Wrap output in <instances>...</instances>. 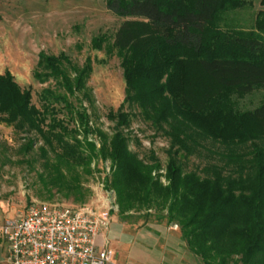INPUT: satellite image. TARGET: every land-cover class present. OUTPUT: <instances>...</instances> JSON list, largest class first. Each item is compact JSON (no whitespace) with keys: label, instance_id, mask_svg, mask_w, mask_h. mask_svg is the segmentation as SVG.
<instances>
[{"label":"trees","instance_id":"obj_1","mask_svg":"<svg viewBox=\"0 0 264 264\" xmlns=\"http://www.w3.org/2000/svg\"><path fill=\"white\" fill-rule=\"evenodd\" d=\"M259 3L263 9L243 30L223 17L244 0H106L124 18L109 43L103 36L91 40L94 49H114L122 70L124 96L108 112L110 134L89 125L85 109L68 99L85 95L89 60L76 67L62 53L37 54L34 77L54 81L56 89L43 90L41 109L8 70L0 73V121L27 136L25 150L38 138L48 147L52 156L39 175L59 191L83 200L80 178L91 175V160L108 161L104 187L114 193L120 216L153 209L154 220L178 226L202 264H264V100L240 111L232 98L264 88V0ZM56 103L65 120L54 116ZM133 109L168 140L163 172L152 151L143 159L128 148L123 129ZM92 134L97 144L87 138ZM206 141L219 146L220 164L185 171L181 158L205 149Z\"/></svg>","mask_w":264,"mask_h":264},{"label":"rangeland","instance_id":"obj_2","mask_svg":"<svg viewBox=\"0 0 264 264\" xmlns=\"http://www.w3.org/2000/svg\"><path fill=\"white\" fill-rule=\"evenodd\" d=\"M242 8L228 11L224 15V23L233 28L250 29L255 14L263 9L259 0H244ZM124 18L115 15L106 5V0H0V73L8 70L20 88L29 89L31 103L41 109L40 99L43 90H55L52 80L39 82L34 77L37 54L58 55L62 53L70 65L81 67L85 60L90 62V73L85 80V95L75 92L68 99L73 107H83L89 117V125L110 134L114 121L108 118V112H116L124 96V80L119 65V58L114 49L108 46L94 49L93 38H105L109 43L113 33ZM104 43V44H105ZM63 65L70 74L69 65ZM235 108L249 110L264 100V88L241 96L232 97ZM58 111L56 118H66V110L62 104L54 105ZM126 108V106H124ZM129 115V124L123 129L128 136V148L139 157L145 159L150 151L161 165L167 160L168 140L160 132L154 131L144 121L138 110L133 109ZM48 118V117H47ZM68 128L72 123L67 122ZM72 135V133H68ZM27 137V136H26ZM11 126L0 121V225L4 219L20 215L31 201L62 202L71 205L94 203L101 207H109L110 218L120 221L139 223L141 216L150 220L156 215L153 209L130 211L120 216L116 211L114 193L104 187V176L109 172V162L93 158L90 162L92 173L80 178V193L85 194L79 200L78 193L57 189V184L48 182L44 175V161L52 153L40 138L29 150L24 149L26 138ZM76 138L82 140L80 133ZM97 144V138L88 135ZM201 148L180 162L185 171L201 168L208 163L220 164L215 150L219 149L205 143ZM97 146V145H96ZM47 149L42 152L39 148ZM86 152V151H85ZM164 182L163 178H160ZM87 189V193L85 192ZM134 218V219H133ZM143 218V217H142ZM161 223L165 220H160Z\"/></svg>","mask_w":264,"mask_h":264},{"label":"built area","instance_id":"obj_3","mask_svg":"<svg viewBox=\"0 0 264 264\" xmlns=\"http://www.w3.org/2000/svg\"><path fill=\"white\" fill-rule=\"evenodd\" d=\"M109 207L31 201L4 219L0 234L8 264H108L113 251L97 237L110 221Z\"/></svg>","mask_w":264,"mask_h":264},{"label":"crops","instance_id":"obj_4","mask_svg":"<svg viewBox=\"0 0 264 264\" xmlns=\"http://www.w3.org/2000/svg\"><path fill=\"white\" fill-rule=\"evenodd\" d=\"M140 218L136 224L110 218L97 237L98 244L105 241L113 251L108 264H202L188 250L175 223ZM6 256L7 247L0 234V264H8Z\"/></svg>","mask_w":264,"mask_h":264}]
</instances>
